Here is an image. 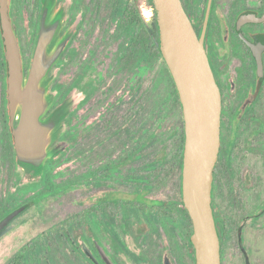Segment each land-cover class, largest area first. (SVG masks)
<instances>
[{"label": "rangeland", "instance_id": "rangeland-1", "mask_svg": "<svg viewBox=\"0 0 264 264\" xmlns=\"http://www.w3.org/2000/svg\"><path fill=\"white\" fill-rule=\"evenodd\" d=\"M39 1L12 0L26 68L34 49ZM76 1L84 2L85 14L80 37L75 41L79 53L74 59L67 50L51 72L52 85L60 87L58 96L57 90L51 87V92L56 95L55 106L70 96L72 111L76 108L74 116L70 121H64L62 129L63 135L74 134L75 141L57 140L68 144L56 157L51 173L55 185L62 188L12 221L0 237V264H88L74 246L75 236L85 234L90 202L88 195H94V191H89L85 174L118 162L121 164L115 166L113 174H107L109 177L106 178L101 173L99 179L108 180L106 184L130 193L133 186L128 181L138 169V178H146L140 186L146 187L150 198L171 202L162 207L171 218L156 220L148 230L139 234L126 226L128 215L123 211L125 205L121 209L110 207L108 215L124 213H121L123 229L119 231V239L123 243L117 248L110 245L109 251L119 253L122 264H132L128 258H136L139 251L141 256L156 259L162 245L168 242L178 246L175 255H180L179 225L173 220L179 214L176 210L182 209L177 202L181 194L177 179L171 172V164L184 132L182 106L173 97L175 91L161 58L155 57L150 75L146 63L144 78L142 72L135 73L130 61L121 60L129 46V36L122 27L123 15H119L117 9L133 4L141 9L146 7L147 0H139V3L138 0ZM87 3L89 9L85 8ZM67 20L66 13L64 28ZM146 37L147 33L138 34V47L144 43L146 47ZM74 81L78 87L71 96L69 90ZM91 87L94 89L90 92ZM62 96L61 102L58 101ZM2 127L0 176L2 183L3 172L9 178L4 186L0 185V192L7 200V206L13 210L35 196L42 183L39 176L29 175L15 163L14 155L6 148L4 122ZM137 147L138 160L132 154ZM164 156L166 164L162 166L158 160ZM153 208L149 206V209ZM92 217L101 219L99 213ZM250 229L247 240L251 244V264H264V222L252 225ZM18 256L25 258L17 259ZM234 264L242 263L235 260Z\"/></svg>", "mask_w": 264, "mask_h": 264}, {"label": "flooded vegetation", "instance_id": "flooded-vegetation-1", "mask_svg": "<svg viewBox=\"0 0 264 264\" xmlns=\"http://www.w3.org/2000/svg\"><path fill=\"white\" fill-rule=\"evenodd\" d=\"M83 3V1L76 0H59L58 2V6L67 5L68 20L63 34L75 26V32L63 53L64 55L69 50L74 59L79 53L75 41L80 37L85 18ZM182 3L198 36L201 37L205 32L206 50L222 92L221 148L215 166L213 183V210L221 240L222 264H234L235 260H239L242 264H251L253 258L251 244L247 240L250 227L261 225L264 222V0H182ZM126 6L130 10L131 5ZM126 6L118 8L117 13L120 15V13L126 12ZM10 7L11 17L18 30L22 48L21 32L13 17L12 0ZM146 7H151L154 10L151 23L145 22L147 29H143V33H147V49L145 43L142 47H138L136 41L138 34L133 36L131 32L126 31L129 36V46L126 47L125 54L121 57L122 61L131 62L136 74L142 72L143 78L145 77L146 63L148 75H150L151 68L154 67V41L157 28L153 0H147ZM41 8L40 0L34 47L39 29ZM85 8L89 9L88 3ZM0 45L2 49L0 59V134L3 130L2 122H4L7 137L5 138L6 148L8 147V150L14 155L15 163L23 169L17 161L12 134L8 99V64L1 25ZM28 68L25 67L26 70ZM52 87L57 90L56 95L58 96L60 87L57 85H52ZM77 87L74 81L69 90L71 96L75 94ZM92 89L94 87L90 88V92ZM64 97H58L57 100L61 102ZM262 105L263 107H261ZM54 108L55 103L51 111ZM75 110L76 108L70 113L65 123L74 116ZM183 130L185 132L184 115ZM63 134L64 132L59 140L62 138V141L71 143L75 141L74 134ZM60 142L57 141L54 145ZM71 143L70 145H72ZM138 150L137 147L132 153L134 158H137L136 160L139 159ZM55 159L57 158L47 161L43 173L38 178L42 183L41 190L26 203H22L12 210L7 206L8 202L3 199V194L0 192V223L11 213L24 207V210L13 219L15 220L31 206L56 194L62 188L55 191V188L59 187L53 182L51 174ZM119 164L121 162L115 165H105L85 174V178L89 181V191H94V195L92 193L88 195L90 202L85 234L75 236L74 246H76L75 250H80L83 255L82 260L88 264H122L119 253H112L108 249L110 245L117 248L123 243V240L119 239V231L123 229V214L121 213L125 212L126 216L128 215L126 224L128 229L135 230L139 234L148 230L154 221L170 220L171 218L166 214V210L162 209L165 204L157 205L158 200L151 199L148 190H145L146 187L140 186V183H144L146 178L145 176L138 178V169L135 170L136 174L129 178L128 183L133 186L130 193L110 183L106 184L108 180L102 179L101 181L99 179L101 173H104L108 178L107 174H113L115 171L113 169ZM3 178L4 182L2 183L0 176V185L2 186L5 185L9 177L7 178L3 172ZM128 196H130L129 199ZM165 202L171 204L170 201ZM177 202L182 209L176 210L179 214L173 221L179 225L177 229H179L180 255H175L178 252V246L175 243L165 242L156 259L153 260L151 256H141L139 251V253L136 252V258H128L132 260V264H197L196 250L191 241L194 230L193 221L184 205L182 194L180 201ZM123 205H125L124 212L108 215L110 207L121 209ZM151 205L152 208L154 207L153 209H149ZM95 213H99L101 219H93L92 215ZM13 220L0 231V237ZM189 226L190 234L188 233ZM16 258L21 259L25 256Z\"/></svg>", "mask_w": 264, "mask_h": 264}, {"label": "water", "instance_id": "water-1", "mask_svg": "<svg viewBox=\"0 0 264 264\" xmlns=\"http://www.w3.org/2000/svg\"><path fill=\"white\" fill-rule=\"evenodd\" d=\"M41 2L36 44L26 70L18 30L11 17V0H0L14 147L19 165L34 176H40L47 161L66 148L67 142L54 143L72 111L70 96L51 111L56 100L51 92V72L71 40L75 26L63 34L67 5L58 6L59 0ZM153 4L160 51L176 84L184 115L181 190L193 221L191 241L196 262L222 264L221 240L213 210L214 172L221 148L220 84L206 50L205 32L198 36L182 0H153ZM23 210L24 207L7 216L0 223V231Z\"/></svg>", "mask_w": 264, "mask_h": 264}, {"label": "trees", "instance_id": "trees-1", "mask_svg": "<svg viewBox=\"0 0 264 264\" xmlns=\"http://www.w3.org/2000/svg\"><path fill=\"white\" fill-rule=\"evenodd\" d=\"M137 3H139V0L137 1ZM124 7V6H123ZM127 7L126 12H123V19H122V27L124 28L125 31H129L131 32V34L133 36H136L137 34H142L143 29H146V23L143 19V16L141 14V9L139 7V5L137 4H133L130 7V10ZM120 8V7H119ZM135 38V37H134ZM147 38V37H146ZM136 41L138 42V38L136 39ZM147 41L148 38L146 39V49H147ZM154 53H155V57L156 58H161L163 61V55L160 51V46H159V31H158V27L155 29V41H154ZM164 65H165V69L168 72L170 79H171V84L174 88L175 93H173V97L176 100V102L181 105V100H180V96H179V92L177 90L176 84L174 82V79L171 75V72L166 64V62L164 61ZM184 146H185V132H183V135L181 137V142L180 145L178 146V149L175 153V155L172 157V164H171V172L174 173V176L177 179V182L179 184L180 187V194H182V190H181V182H182V168H183V151H184ZM159 164L164 166L166 163L165 162V156L164 158H159ZM141 179V178H140ZM60 187L55 188V191L58 190ZM169 202H159L157 201V205L160 204H165L167 205Z\"/></svg>", "mask_w": 264, "mask_h": 264}, {"label": "clouds", "instance_id": "clouds-1", "mask_svg": "<svg viewBox=\"0 0 264 264\" xmlns=\"http://www.w3.org/2000/svg\"><path fill=\"white\" fill-rule=\"evenodd\" d=\"M141 14L145 22L151 23L152 17L154 15V10L151 7H142Z\"/></svg>", "mask_w": 264, "mask_h": 264}]
</instances>
